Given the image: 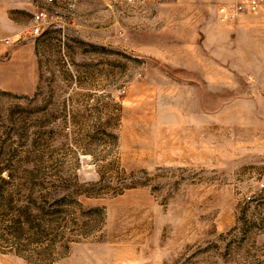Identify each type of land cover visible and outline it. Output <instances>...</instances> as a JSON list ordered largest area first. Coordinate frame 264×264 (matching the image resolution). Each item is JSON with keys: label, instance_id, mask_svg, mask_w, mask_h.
Listing matches in <instances>:
<instances>
[{"label": "rangeland", "instance_id": "374dc122", "mask_svg": "<svg viewBox=\"0 0 264 264\" xmlns=\"http://www.w3.org/2000/svg\"><path fill=\"white\" fill-rule=\"evenodd\" d=\"M230 1L0 0V264H264V19Z\"/></svg>", "mask_w": 264, "mask_h": 264}, {"label": "built area", "instance_id": "2783aa9c", "mask_svg": "<svg viewBox=\"0 0 264 264\" xmlns=\"http://www.w3.org/2000/svg\"><path fill=\"white\" fill-rule=\"evenodd\" d=\"M47 3H53L55 0H45ZM70 8L75 7L73 0H69ZM110 3H117L126 1L135 3L137 1L145 0H107ZM218 14L222 20L233 21L243 15H253L264 19V0H231L228 3L220 5ZM48 13L45 10H40L34 14L31 33L38 35L43 32L44 26L47 23ZM6 42H10L8 39ZM264 188V182L261 183Z\"/></svg>", "mask_w": 264, "mask_h": 264}, {"label": "crops", "instance_id": "0c3cea01", "mask_svg": "<svg viewBox=\"0 0 264 264\" xmlns=\"http://www.w3.org/2000/svg\"><path fill=\"white\" fill-rule=\"evenodd\" d=\"M3 12L4 7L0 4V40H7L11 38L10 36L14 34V31L5 24L4 21H6V18L4 17V15H2ZM5 44L9 45L11 44V42H6Z\"/></svg>", "mask_w": 264, "mask_h": 264}]
</instances>
